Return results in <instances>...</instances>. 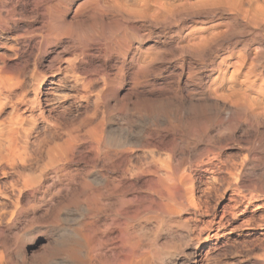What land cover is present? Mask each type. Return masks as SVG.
I'll list each match as a JSON object with an SVG mask.
<instances>
[{
  "label": "bare ground",
  "instance_id": "bare-ground-1",
  "mask_svg": "<svg viewBox=\"0 0 264 264\" xmlns=\"http://www.w3.org/2000/svg\"><path fill=\"white\" fill-rule=\"evenodd\" d=\"M190 1L0 0V117L30 65L34 106L0 122V174L17 176L10 191L0 186V264H205L211 257L201 251V224L217 211L203 177L237 167L223 160V129L231 139L242 125L252 133L255 116L264 119L263 73L245 45L236 58L230 47L213 57L216 33L177 22ZM155 35L179 52L165 67L173 81L147 79L159 52L142 48ZM91 98L93 109L78 119L82 131L66 128L62 138L58 108ZM116 113L149 126L134 135L133 119L114 126ZM199 149L198 159L188 156ZM260 255L253 264H264Z\"/></svg>",
  "mask_w": 264,
  "mask_h": 264
},
{
  "label": "rangeland",
  "instance_id": "rangeland-1",
  "mask_svg": "<svg viewBox=\"0 0 264 264\" xmlns=\"http://www.w3.org/2000/svg\"><path fill=\"white\" fill-rule=\"evenodd\" d=\"M239 1L240 0H232V1L231 0H209V1L191 0L190 3H186L185 6L186 7L188 6L187 9L181 10L182 13L176 20L177 22L185 21L187 23L185 29H188L193 25H196V28L198 27L203 28L202 26H204L209 28L210 33L211 30L213 31V33H216L219 39L218 37L217 40L214 39L216 41V45L214 44L215 42L212 41L213 42V43L211 42L212 46H210L212 47L211 54L213 57L215 55L223 53L224 52L223 48L230 47L234 50V52L236 51L234 55L236 58L238 56H241L240 54L244 52L243 47L245 45L244 48L247 49L249 58L250 57L255 59L258 58L257 60H261L259 61L260 62L258 67L259 71L258 70L257 71L262 72L263 74L258 77L257 85L258 86L260 85V87L264 91V67H263L264 66V28H263L264 20H262L264 19V15L260 16L264 12L263 10L264 7H262L264 6V0H258V1L254 0L255 3L253 2V0H249V1L242 0L240 2ZM195 2L196 4L199 3L198 6L195 4ZM251 4L253 5L251 6ZM255 4L256 7H259L260 5L259 7L260 11L259 8H257L256 11L253 10ZM246 7L252 12H249V10L244 9ZM181 8L182 6H180V9ZM243 11L245 12L243 13ZM248 13L250 14L248 15ZM253 13H256L258 16ZM251 14H253V20L250 19L252 18L250 16ZM248 16H250V18ZM259 16L261 18L263 17L261 19L262 22L258 20V18L260 19ZM201 19H203V21ZM258 25L260 26V28ZM215 29L218 31H216ZM222 30L223 31L225 30L224 32L226 34L223 33ZM219 31L223 33L221 34V36H219L218 34ZM3 34L5 33L0 31V35L3 36ZM1 36H0V40H2ZM155 36L148 37L144 42L145 44L144 48H142V52H144L145 54L159 52L158 54L159 59H157L156 61V67H155L156 69L154 70V72L148 73L149 76L147 77V79H149L151 82L159 83L160 82L159 80H161L162 77L163 78L167 77L166 79H168L169 82L173 81L172 79L168 78L169 73H167V68L165 67H169L174 63V60L178 58L177 56H179V54H177L179 52L175 53L174 51L170 50L168 47H164V44H166L167 41L164 40L163 36H160L159 37L160 39L157 36L156 37ZM224 38L227 40H225ZM231 40L233 41V43ZM227 41L229 42L227 43ZM154 42H157L159 49L158 47H156L155 49L150 50L151 43L153 44ZM161 52L164 54H162ZM8 54L10 56H13L12 51H8ZM44 61H46L45 58ZM11 62H13V59H11ZM193 62L199 63V61L197 60H194ZM29 70L27 72V77H26L27 81H25L23 84L14 86L13 91L11 93L12 96L10 95L9 99L5 100L4 103L5 110L0 117V122H3L4 120L6 121L7 118L12 117L15 114L17 115L16 109L18 108L19 109L21 108L19 113L22 112L23 115L27 116L30 113V110H32V108L34 107L32 104L33 91L32 88H30L31 84L28 78V75L30 73ZM127 86L128 85L126 84L125 88ZM171 95L167 94V96L163 95V97L170 98L173 104V102H175L174 100L176 99L171 97ZM193 97H195V99L198 98V94L193 95ZM170 99L168 100L169 102H171ZM85 101L86 100L83 99H79L78 101L76 100L75 102L65 101V103L61 104L63 107L58 108V111L61 110L60 111L61 115L59 116V119L62 120L61 123L63 124L65 120H67V124L70 122L68 124L69 126L65 125L66 123L65 122L64 123L65 127L62 126V124H60L61 125L60 131H62L61 132L62 138L66 139L67 137H69L68 135L69 133L67 134L66 128L67 130L68 128L70 129L73 128L76 131H79L77 129L80 127L79 129L80 131H82L83 128L81 127V125L79 124L80 126L78 125L79 126L78 127L77 124L79 123L82 116L83 117L85 116L86 112H90L91 109H93V98H91L89 104L87 101L86 102ZM177 103H174V105ZM66 104L68 105L69 108L66 106ZM185 104L188 103L185 102ZM29 106L31 107L30 109ZM34 109L36 110V108ZM35 110L34 112H38L37 110L36 111ZM235 110L238 111L239 109L236 108ZM260 110L262 109L259 108L258 111ZM65 111H67V113ZM214 112L215 111L212 110L210 111L211 114H213ZM46 114L49 119L52 118L50 115H48V113ZM72 115H75V117ZM80 115L82 116L80 117ZM255 117L256 118L254 119V123L256 124L258 121L259 124L256 125H258L259 127L258 126L256 127V125L253 123L255 125L254 126L255 130L253 129L252 133H247L245 125L244 126L242 125L239 126L240 128L236 129L235 136L233 138L227 139L226 133H228V130H226L225 128L223 129V149H222L223 160H228V162L230 163L234 162L233 164L237 165V167L236 165L235 166L233 165L234 168L236 167L235 169L233 168L235 171L231 170L232 171L231 175L229 174L231 171L227 172L226 170H224V172L215 173V174L210 172L205 174L203 177L202 184L208 183L207 185L204 186H207L209 188V190L207 189L206 192L209 193L211 209L212 211L214 209H216L217 211L216 217L207 216L204 223L201 224L202 227H205V230L208 232L207 233L204 230L203 234L205 239L201 243L202 244L201 251L204 253L205 251L208 250L211 254V257L208 260H202L203 263L205 262V264H253L254 261L258 260V258L259 260L263 259V257L261 258L259 257V255L261 254L260 256H262V251L264 254V250H263L264 249V245H263L264 243V179H263L264 168L262 167L264 162V122L262 121L263 123H261V120L264 119L262 117L260 118L259 117L257 118V116ZM123 118H124L123 115L116 113L115 118L113 120L114 126L118 125L119 123L123 125H127V123H129V121L133 119L132 120V122L134 123L133 130H135L133 131L134 135L140 132L139 130L144 128L145 127L144 125L149 126L148 122L145 119L141 121L134 117L130 119L129 118L123 119ZM39 121L40 122L38 123V126H40L41 128V126L43 125L42 119H40ZM135 121L138 125L135 123ZM75 130H73L74 132H72L71 130L70 131L75 134L76 133ZM63 132H64V137H63ZM66 135L68 136L66 137ZM201 149L197 150L199 152L191 151V154L190 155L187 154V155L188 156L196 155L195 158L197 157L198 159L197 153L200 154ZM192 153L194 154L192 155ZM259 164H261L262 166ZM90 171H94V170L90 169ZM10 173L11 172L8 171V173L6 172L3 175L0 174V186L4 191H10L12 184L17 178V176L13 171L11 174ZM233 175H235V177ZM238 184H241L243 186V187L241 186L242 188L239 189V191L235 189L236 185ZM201 193L202 192H200V194ZM212 218H214V221L210 223ZM205 234H207V236ZM253 243H255L254 244L255 246H253ZM260 244L262 245L263 248H260L259 246ZM253 247H255L256 249Z\"/></svg>",
  "mask_w": 264,
  "mask_h": 264
}]
</instances>
